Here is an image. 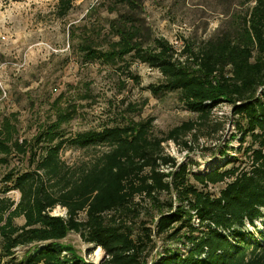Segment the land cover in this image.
<instances>
[{
    "label": "trees",
    "instance_id": "trees-1",
    "mask_svg": "<svg viewBox=\"0 0 264 264\" xmlns=\"http://www.w3.org/2000/svg\"><path fill=\"white\" fill-rule=\"evenodd\" d=\"M74 1L60 0L58 16H67ZM116 2L126 11L110 22L106 46L84 37L87 62L117 65L131 56L158 69L163 78L149 87L152 93L177 92L198 120L161 136L152 118L67 135L62 124L74 113L59 112L29 140L16 138V124L5 117L0 164L16 156L22 165L0 177V263L95 264L62 242L73 231L104 250L100 264H264V229L259 237L247 229L264 219V0H242L245 8L230 30L200 42L186 39L181 49L154 36L140 17L141 0ZM221 103L239 117L240 164L191 172L164 143L189 132L198 137L197 123L204 126ZM65 148L92 152L69 163L61 155ZM218 184H224L218 194L209 190ZM13 190L18 201L8 195ZM141 201L149 204V219L138 234L133 222L144 214ZM57 206L67 216L52 214ZM154 236L186 249L166 247L148 261ZM19 247L25 249L21 261Z\"/></svg>",
    "mask_w": 264,
    "mask_h": 264
},
{
    "label": "rangeland",
    "instance_id": "rangeland-1",
    "mask_svg": "<svg viewBox=\"0 0 264 264\" xmlns=\"http://www.w3.org/2000/svg\"><path fill=\"white\" fill-rule=\"evenodd\" d=\"M141 1L140 17L154 36L169 39L177 49L182 48L186 39L200 42L230 30L245 8L240 4L242 0H226L225 3L217 0ZM59 3L60 0H0V122L5 117L11 118L17 127L16 138L33 140L40 127L57 121L59 112L69 111L74 113L73 117L62 124L67 135L127 119L152 118L155 131L161 136L187 121L198 120V114L185 107L177 92L160 97L152 93L149 87L163 78L158 69L131 56L117 65L87 62L81 50L84 37L106 46L110 22L126 11L122 3L75 0L65 17L58 16ZM114 7L116 10H112ZM133 75H137L139 81ZM238 120L239 117L232 114L231 105L221 103L212 110L204 126L197 123L198 137L189 132L179 141L165 142V151L179 163L188 162L189 171L194 173L238 165L242 159V150H238L241 145ZM249 140L247 138L242 147ZM90 152L65 148L61 155L72 163ZM18 158L13 156L9 164H0V177L22 165ZM228 160L233 162L227 166ZM223 186H210L209 190L218 194ZM8 195L16 201L20 199L17 190ZM141 202L144 214L133 222L138 234L142 233L141 222L149 219L146 213L149 204ZM52 214L67 216V210L57 206ZM22 221V218L16 220L17 223ZM256 223V228L247 225V229L259 237L258 229H264V219ZM154 238L157 246L148 261L166 247L186 249L182 244ZM62 242L74 246L78 254L95 264L105 258L101 247L85 242L79 233L70 232ZM24 252V248L16 249L17 261H21ZM4 263L5 260L0 264Z\"/></svg>",
    "mask_w": 264,
    "mask_h": 264
},
{
    "label": "built area",
    "instance_id": "built-area-1",
    "mask_svg": "<svg viewBox=\"0 0 264 264\" xmlns=\"http://www.w3.org/2000/svg\"><path fill=\"white\" fill-rule=\"evenodd\" d=\"M3 39H5V37L3 36Z\"/></svg>",
    "mask_w": 264,
    "mask_h": 264
}]
</instances>
